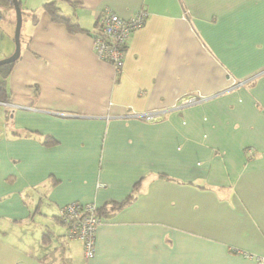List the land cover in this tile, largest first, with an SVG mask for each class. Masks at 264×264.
Wrapping results in <instances>:
<instances>
[{
	"label": "crops",
	"instance_id": "crops-1",
	"mask_svg": "<svg viewBox=\"0 0 264 264\" xmlns=\"http://www.w3.org/2000/svg\"><path fill=\"white\" fill-rule=\"evenodd\" d=\"M47 1L29 4L7 75L0 264H258L264 0H55L76 31ZM106 8L147 11L118 74L92 46ZM128 195L84 258L59 208Z\"/></svg>",
	"mask_w": 264,
	"mask_h": 264
},
{
	"label": "built area",
	"instance_id": "built-area-1",
	"mask_svg": "<svg viewBox=\"0 0 264 264\" xmlns=\"http://www.w3.org/2000/svg\"><path fill=\"white\" fill-rule=\"evenodd\" d=\"M146 16V10L138 9L132 16L123 18L107 8L98 15L92 34L93 50L100 59L109 62L116 73L121 71L129 35L144 23ZM196 99L192 96L184 104ZM142 115L148 119L159 116L157 112ZM58 216L66 226L68 237L81 240L84 258H91L95 252L96 226L102 221L97 214V206L89 202L71 201L59 208ZM258 264H264V256L258 258Z\"/></svg>",
	"mask_w": 264,
	"mask_h": 264
},
{
	"label": "trees",
	"instance_id": "trees-1",
	"mask_svg": "<svg viewBox=\"0 0 264 264\" xmlns=\"http://www.w3.org/2000/svg\"><path fill=\"white\" fill-rule=\"evenodd\" d=\"M0 3L3 5L5 4L12 5L11 0H0ZM20 7H21V4H20ZM42 7L46 10V12L50 14L52 20L63 22L69 31L83 30L76 22H73L70 17L61 13L60 8L57 6L55 0L45 2L44 4H42ZM21 12H22V7H21ZM12 64L13 62L0 65V69H3L6 71L5 78L0 80V101H3V102H8L10 100V96H9L10 94L7 89L6 81H7V75L10 71ZM54 142L55 141L50 136H46L43 140V143L46 145L52 144ZM130 199H131V195H128L122 202H113L114 205L112 204L110 207L107 206V204H103L99 207L97 206V214L100 215L103 220L105 214L108 213L107 212L108 210L110 211L116 208H120L124 204L128 203ZM57 218L59 219L58 214H57Z\"/></svg>",
	"mask_w": 264,
	"mask_h": 264
},
{
	"label": "rangeland",
	"instance_id": "rangeland-1",
	"mask_svg": "<svg viewBox=\"0 0 264 264\" xmlns=\"http://www.w3.org/2000/svg\"><path fill=\"white\" fill-rule=\"evenodd\" d=\"M32 0H22V19L26 18L27 8ZM16 13L13 5L0 3V59L11 54L14 49V27ZM0 101V131L5 126V104Z\"/></svg>",
	"mask_w": 264,
	"mask_h": 264
},
{
	"label": "water",
	"instance_id": "water-1",
	"mask_svg": "<svg viewBox=\"0 0 264 264\" xmlns=\"http://www.w3.org/2000/svg\"><path fill=\"white\" fill-rule=\"evenodd\" d=\"M12 5L15 9L16 19L14 27V49L13 52L2 59H0V65L14 62L20 55V29L22 23V12L19 0H11Z\"/></svg>",
	"mask_w": 264,
	"mask_h": 264
},
{
	"label": "flooded vegetation",
	"instance_id": "flooded-vegetation-1",
	"mask_svg": "<svg viewBox=\"0 0 264 264\" xmlns=\"http://www.w3.org/2000/svg\"><path fill=\"white\" fill-rule=\"evenodd\" d=\"M6 75V71L3 69H0V80L4 79Z\"/></svg>",
	"mask_w": 264,
	"mask_h": 264
}]
</instances>
